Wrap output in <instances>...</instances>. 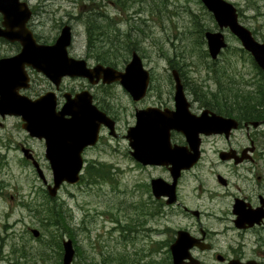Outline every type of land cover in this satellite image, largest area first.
Segmentation results:
<instances>
[{"label":"rangeland","instance_id":"rangeland-1","mask_svg":"<svg viewBox=\"0 0 264 264\" xmlns=\"http://www.w3.org/2000/svg\"><path fill=\"white\" fill-rule=\"evenodd\" d=\"M31 1L35 8L31 22H52V28L39 25L38 30L50 38L59 30V23H69L74 32L71 54L74 57L86 58L90 64H94L96 54L88 44V16L100 9L97 8L100 0L95 3L89 0ZM41 1L44 4L40 9ZM112 1L114 0L106 1L100 13L105 10L111 17H118L117 21L125 30L128 26L122 19H126L130 14L134 15L136 7L128 8L122 13ZM228 1L236 5L240 21L254 31L258 40L264 41V0ZM148 2L150 5H140L139 10L142 12L135 16V20L139 22L136 23L137 26L142 24L145 33L137 37L136 43L130 40V45L134 46V50H138L144 65L152 72L151 90L146 98L135 103L120 84L101 88V102H109L111 113L118 116L120 121H135L136 106L142 107L155 102L173 103L174 83L170 76V58L179 61H174L178 65L176 68L183 67L184 71L186 70L189 83L197 80L213 91L217 88L214 79L207 75L206 64L202 58L201 50L207 49V43L202 47L199 45L200 32L194 24L195 20L198 25L205 27V30H217L212 13L200 0H167L166 3L161 2L156 6L153 0ZM40 10L43 11L41 14ZM225 33L229 46L216 60V66H228L231 73L243 74V87L250 90L252 88L249 87L248 80L251 81L256 74L255 65L250 56L240 50L242 44L238 38L228 30H225ZM12 52L14 51L10 46L0 43L1 54ZM188 53L190 58L185 65L181 55ZM207 58L211 60L210 57ZM130 59L131 51L127 59L117 67L123 69ZM82 83L80 79H72L67 82V86L77 87ZM186 90L193 103V110L199 113L205 107L196 101L197 98L190 89ZM24 142H29V145L37 150L43 166H46L44 152L40 149L41 144L36 139L29 138L27 131L21 126L20 117H9L5 125L0 126V264H38L34 261V254L25 257L22 252L14 253L13 249H33L39 245V237L35 238L30 228L37 227L41 233L45 232L44 227L57 230L47 219L42 223L39 214L25 205L39 203L42 200L39 190L46 188V185L33 164L24 159L23 151L19 147ZM104 147L108 149L105 154L96 153ZM89 155L99 156L109 163L119 165L121 169L114 170L111 182L89 184L81 181L75 185L65 184L60 189L57 201L65 205V210L67 208L66 212L75 232L76 245L80 248L72 264H123L125 259L126 264H144V261L148 262L152 258L160 260L163 254L161 250L156 253L158 249L155 241L164 239L162 231L166 221L162 215L149 216L144 224L152 229L136 231L141 226L138 219H135L138 217V205L142 199L149 201L151 196L147 189L142 193L137 191V173L133 170L132 159L125 153V142L110 140L106 136L101 146ZM43 170L47 181L52 183L50 169ZM130 221L131 223H128ZM177 221L178 217L171 218L174 226ZM123 225L125 229L121 231L120 227ZM64 238H69L68 234L64 233ZM125 242H128L126 246ZM32 249L31 251H34ZM119 252H124V258L118 256ZM105 256L107 257L103 261ZM55 263L54 260L47 262Z\"/></svg>","mask_w":264,"mask_h":264},{"label":"flooded vegetation","instance_id":"flooded-vegetation-1","mask_svg":"<svg viewBox=\"0 0 264 264\" xmlns=\"http://www.w3.org/2000/svg\"><path fill=\"white\" fill-rule=\"evenodd\" d=\"M26 1L33 10L27 26L37 43L54 44L66 22L58 24L59 30L52 37L45 36L38 30L39 25L52 28V22H31L35 8L31 5V0ZM43 4L42 1L39 2L40 9ZM100 4L102 6L104 0H100ZM41 12L43 11L40 10V14ZM2 21L3 16L0 14V24ZM0 43L10 46L14 51L0 53V58L14 56L21 50L19 41H10L0 36ZM71 46H68V54L74 57L70 52ZM97 63L99 62L89 63V66ZM24 70L27 79L20 84V93L37 98L52 91L57 99L56 112L60 113L69 94L74 97L79 91L89 90L93 102L113 120L108 124L101 123L98 142L85 147L82 173H86L88 169H110L114 172L120 168L117 164L109 163L96 155L90 156L89 153L97 150L106 136L110 140L125 142V153L132 159L133 170L137 173V191L142 193L147 189L151 196L149 201L142 199L141 203L156 206V211L147 215H162L166 221L162 231L163 245L158 246L156 252L161 250L163 257L154 261L175 264L173 249H176L179 264H264V121H225L226 126L219 128L217 132H207L202 125L194 123L188 127L192 130L191 135H187V127H172L169 139L157 151V161L145 162L135 156L136 149L130 144L128 137L133 132L132 128L138 126L136 118L135 121H120L118 116L111 113V104L101 102V88L120 84L119 82H104L102 78L96 81L97 77L91 80L88 77L66 74L56 83L30 64H25ZM72 79H80L83 83L77 87L67 86V82ZM172 96L173 103L155 102L142 107L136 106L135 112L149 106L174 110V92ZM130 98L135 103L141 101H135L131 96ZM9 117L11 116L3 117L0 113L1 127ZM255 122L259 124L255 125ZM21 126L23 127L22 120ZM28 136L41 144L40 149L45 156L46 140L29 133ZM19 147L25 154H33L42 168H49L52 172L50 162L45 157L46 166H43L37 150L29 142L21 143ZM107 151L104 147L96 153L105 154ZM194 156L197 158L190 166H182L190 163ZM27 162L32 164L31 160ZM179 166L182 168L175 176L174 170ZM158 180L166 189L161 197H156L153 192V183ZM172 217H178L175 226L171 222ZM127 244L125 242V246Z\"/></svg>","mask_w":264,"mask_h":264},{"label":"water","instance_id":"water-1","mask_svg":"<svg viewBox=\"0 0 264 264\" xmlns=\"http://www.w3.org/2000/svg\"><path fill=\"white\" fill-rule=\"evenodd\" d=\"M201 1L213 13L219 28H228L264 70V41L256 39L253 32L240 22L237 7L228 0ZM0 13L3 16L0 36L21 43V50L16 55L0 58V113L2 116H21L23 127L30 135L46 140V157L53 172V184H48L47 188L54 197L62 184H75L80 180L85 147L97 142L101 123L108 124L113 120L93 103L89 90H83L75 97L69 94L60 113L56 112L57 99L54 92H46L35 99L20 93V84L27 79L24 65L34 66L56 83L66 74L88 77L91 80L97 77L96 81L100 78L104 82L120 81L136 101L147 93L150 72L144 67L137 51H133L124 71L102 64L88 67L86 59L70 57L68 46L72 43L73 33L68 24L63 26L54 44L37 43L33 32L27 26L33 14L27 1L0 0ZM205 36L209 54L215 59L227 46L225 34L221 30H208ZM173 75L176 81L174 110L149 106L136 111L138 126L132 128L133 132L128 137L130 144L136 149L135 156L145 162L157 161V151L169 139V130L172 127H187V135H191L192 130L188 127L194 123L202 125L207 132H217L219 128L226 126L225 121H238L209 108L200 114L193 113L178 71L173 70ZM254 124L258 125L256 122ZM25 156L34 160L39 176L47 182L33 155ZM195 158L197 157L194 156L190 163L182 166H190ZM181 168L179 166L174 170L175 176ZM153 192L156 197H161L166 193L165 186L159 180L154 181ZM31 231L35 237L41 235L38 228H32ZM63 247V264H72L76 253L72 239H64ZM173 253L175 264H179L176 249H173Z\"/></svg>","mask_w":264,"mask_h":264},{"label":"trees","instance_id":"trees-1","mask_svg":"<svg viewBox=\"0 0 264 264\" xmlns=\"http://www.w3.org/2000/svg\"><path fill=\"white\" fill-rule=\"evenodd\" d=\"M90 2L93 0H89ZM118 5V8L125 13L128 8L136 7L135 13H139L140 5L147 3L150 4L149 0H114ZM161 2L166 3L167 0H153L154 5H158ZM97 12V11H96ZM94 12L89 14L90 17L88 24V44L89 48L96 54V59L105 64H111L114 66H119L123 60L127 59V55L134 46L130 45V40L136 43L137 37L140 34L145 33V29L137 26L139 23L135 20V16L130 14L126 19L123 18L127 24V29H122L119 21L110 17L109 14L104 15L103 13L98 14ZM92 15V16H91ZM122 20V21H123ZM194 24L199 28L200 41L199 45L202 47L206 42L204 37L205 27L198 25L197 21L194 20ZM241 51L250 55L243 48ZM190 52V51H188ZM202 58L206 64L207 75L210 76L217 84L215 91L211 90L209 86L205 85L203 82H198L194 80L189 83L186 70L180 67L182 77L188 88L192 93L195 94L197 100L204 106L214 109L218 113H224L226 115H235L239 117L242 121H264V71L260 70L257 66L256 74L250 81V90H246L244 85L243 74L237 75L236 73H231L228 66H216V61L209 60L208 51L205 48L201 50ZM190 53L182 54L181 58L184 64L187 65V60L190 58ZM174 61L179 62L176 59L170 58V64L172 65ZM238 76V77H236ZM101 170L93 171L88 169L84 174L83 179L87 183H98L103 180L112 181V177L109 173L110 171ZM107 173H104V172ZM102 172V173H101ZM41 201L39 203H27L25 204L31 211L38 213L40 216V221L45 222V219L49 221L53 227L57 230L53 231L51 228L44 227V233L38 238L39 245L35 248L23 249L21 247H15L13 252H22V255L28 257L34 254V261L38 264H47L49 261H56L55 264H63V236L64 233L68 234L70 238L74 240L76 250L79 254L80 248L76 245V240L74 238L75 232L70 223V216L68 212L64 209L65 205L59 203L56 198L49 196L45 188H40ZM50 204V205H49ZM150 208L149 205H144L140 203L138 206L139 213L138 220L139 225L144 226V218L147 216L146 209ZM128 223H131L128 222ZM132 225H135L132 223ZM131 229V227H129ZM160 247L163 245V241H157ZM34 250V251H31ZM118 256L124 258L122 255L124 252H119ZM54 255V256H53ZM107 256L102 258L105 261ZM154 261L153 258L150 261H144V264H164L163 261ZM123 264H126V259Z\"/></svg>","mask_w":264,"mask_h":264}]
</instances>
